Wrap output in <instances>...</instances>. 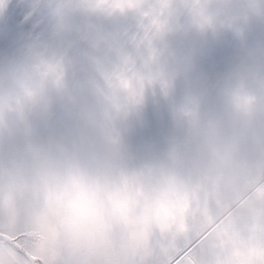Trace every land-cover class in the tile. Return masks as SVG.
Instances as JSON below:
<instances>
[{"label":"clouds","instance_id":"clouds-1","mask_svg":"<svg viewBox=\"0 0 264 264\" xmlns=\"http://www.w3.org/2000/svg\"><path fill=\"white\" fill-rule=\"evenodd\" d=\"M0 264H264V0H0Z\"/></svg>","mask_w":264,"mask_h":264}]
</instances>
